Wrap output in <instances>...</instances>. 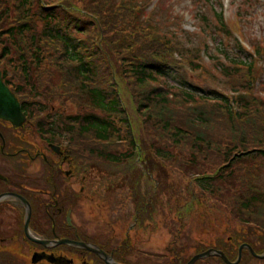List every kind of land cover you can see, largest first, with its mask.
Listing matches in <instances>:
<instances>
[{
    "label": "rangeland",
    "instance_id": "1",
    "mask_svg": "<svg viewBox=\"0 0 264 264\" xmlns=\"http://www.w3.org/2000/svg\"><path fill=\"white\" fill-rule=\"evenodd\" d=\"M18 1H0V10L8 9V13L10 12L11 20L1 23L6 24V28L25 21L30 24L33 22L35 28L40 30L43 24L38 17L39 8L52 5L60 9L55 12L67 17V23L80 26L79 32H71V36L76 37L94 54L92 60L98 73L99 85L102 88L112 85L115 90L118 89L117 96L123 103L129 123L128 131L123 126L121 128L120 139H124L122 142L114 140L112 143L99 144L90 135L68 148L73 153V161L93 168L87 170L86 174L95 183L100 179L102 195L93 201L82 200L74 210L77 211L76 218L74 217L76 221L80 222L78 217L82 218L91 234L110 229L114 231V239L125 237L133 223L130 216L134 208L129 204L126 192L122 195L119 192L122 189L106 186L114 187L121 178L130 176L132 180H143L142 187H146L147 183L149 188L158 187L164 191L163 196L157 200L161 203L160 206L157 205L158 212L153 213L152 233H145L146 237H142L144 243L139 245L140 251L160 255L167 242L177 235H180L178 248L182 244L189 246L193 243L203 248L206 247L203 243L230 237L240 242L245 238L254 249L259 248V245L264 246V236L260 234L258 227L242 224L236 211L233 212L224 203V200L228 201L225 195L229 188H225V191L223 188L222 194L217 196L205 197L204 203L207 206H199L196 202L194 206L182 205L189 200L188 193L198 195L196 188L192 187L194 184L190 183L192 173H214L225 163L223 156L226 154L233 157L247 149L264 150L263 140L258 141L263 136L264 125V0H31L28 11L18 6ZM218 13H222L224 25L219 23ZM28 38L29 34L17 40L21 42ZM0 40L6 39L3 36ZM40 40L34 42L38 48L35 53L34 50H29L28 41H23L21 45L19 43L20 48L12 44V52L8 58H4L0 50V71L9 88L16 94L18 102L27 104L33 115L28 118L30 124L27 125L32 127H26L24 136L30 137L35 151H44L46 157L58 163L59 157L52 156L49 148L42 142L35 123L49 119L50 115L56 113L63 116L103 113L93 111L80 95L75 82L66 73L65 69L68 67L59 44L46 39ZM6 43H9L8 40ZM144 58L147 61L157 58L172 72L168 78H159L149 84L161 88L163 97L168 98L167 114L171 125L178 126L187 133V137L177 146L163 130V122L153 119V115L148 116L149 112L158 111L160 107L156 102L148 105L147 99L143 97L151 86L140 87L135 84L137 82L130 71V64H136ZM249 63L251 64L248 66ZM25 67L30 72L27 77L22 72ZM182 82L186 85H182ZM185 90L193 96L198 93H205L210 97H214L213 93L222 94L227 97L228 102H235L234 99L238 100L243 96L242 101H238V106L246 105L251 110L248 112L247 108L246 114H243L245 117L237 122L229 120L220 111L217 115H210L206 124H198L192 128V110L198 104L205 107L207 104L197 99L188 103V99L181 95ZM138 102L145 104L147 108H142V112H139ZM214 105V102L208 104ZM44 108H51V111L43 113L41 110H45ZM242 108L240 106L239 111ZM198 133L204 140L197 149L199 153L195 150L194 140ZM127 140H132L136 145L133 165L141 174L136 175L135 179L129 173L125 176L128 167L111 166L95 154L101 149L119 154L132 151ZM65 144L61 142L64 148ZM167 145L173 160L165 164L168 165L166 176L161 170L163 163L154 157L152 148L167 149ZM194 154L199 164L197 169L190 159ZM244 160L247 162L239 168V174L264 192V159ZM147 167L153 169V173L149 172V177L144 172ZM91 184L88 183V186L91 187ZM185 185L190 189L189 192ZM225 187L229 185L226 183ZM74 189L79 191V185L75 184ZM105 197H108L109 204L104 202ZM146 204L150 205V201L147 200ZM152 208L147 206L145 210L151 212ZM183 239L187 243H183ZM247 258L249 261L241 264L259 263L250 254L243 257V261Z\"/></svg>",
    "mask_w": 264,
    "mask_h": 264
},
{
    "label": "trees",
    "instance_id": "2",
    "mask_svg": "<svg viewBox=\"0 0 264 264\" xmlns=\"http://www.w3.org/2000/svg\"><path fill=\"white\" fill-rule=\"evenodd\" d=\"M18 2V6L22 7L25 11H28L27 8L31 4V0H19ZM56 10L60 9L54 5L40 6L38 17L40 20L42 19L43 24L40 30L35 28L33 22L30 24L26 23L25 21L20 23L18 22L14 27L6 28V24L1 25V23H8V21L11 20L9 18L10 12L8 13V9L0 10V37L4 36L9 42L6 43V40H0L1 55L4 58H8L12 52L10 47L13 48L11 45L15 44L18 47L19 43L21 45L23 41L29 42L28 48L31 51L34 50L33 53L38 52L37 44L34 43L36 40L41 41L40 39H46L50 42H57L62 49L64 59L66 60V65L68 67L65 69L66 73L72 78L73 83L75 82V87H77L80 95L93 109V111L98 113L101 112L103 114L98 115L95 112H89L86 114L63 116L56 113L54 115H50L49 119L37 121L34 125L36 127V131L39 135L47 136L48 141L51 143H55L60 139L71 143H78L80 139L88 138L90 135L93 136V139L99 144L112 143L114 140H119V142H122L124 139H120L122 136L121 128L123 126L126 131H128L127 126L129 123L127 122V116L122 105L123 103L118 99L117 96L118 89L115 90L112 85L106 88H102L99 85L97 80L98 73L96 72L94 61L92 60L94 54L90 51V49L78 41L76 37L74 38L71 36V32H79L80 26L73 23L71 24L70 22L67 23V17L62 16L60 13L58 14L55 12ZM217 19L221 25H224L222 13L217 14ZM28 34L29 38L27 40L22 39L21 42L20 40H17V38L21 36H28ZM36 37H38V39ZM18 48H20V46ZM21 57L22 56H19V58ZM250 64L251 63H249L248 66ZM129 67L132 75L134 76L133 78H135L137 82L135 84L140 87L144 85L151 86L149 83L152 81H157L159 78H168L172 74V72L169 71V69H167L165 66V63L162 64V61L157 58H154L152 61H147L144 58L136 64H130ZM22 72H24V77H27L30 74L28 67L23 68ZM2 80L4 84L9 86V84L5 81L3 73ZM181 84L184 86L186 85L184 82ZM34 88L35 85H33V89ZM149 88L150 90L143 96L145 99H147V104L150 105L151 102H156L160 107L158 111L152 110L149 112L148 116L153 115V119L157 118V120L163 122V130L167 132L168 137L174 145L177 146L178 144H181L183 142L182 140L187 137V133L184 130H181L178 126L171 125L170 116L167 114L169 111L167 102L168 98L163 97V94L160 92L161 88H157L154 85ZM11 92L13 91L11 90ZM194 94L196 93L194 92ZM181 95L182 97L188 99V103H193L195 99H197L198 101H204L207 104V107H205L203 104H198V106L194 107L192 110V120L190 122V126L192 128L198 126V124H206L210 120V115H217L216 113L220 111H223L225 117H227L229 120H234L237 122L241 121L245 117L243 114H246L247 108L248 112L251 110L250 107L246 105H240L243 106L244 109L242 108V111H239L240 106H238V101H242L243 99V96L240 95H238L240 96L238 100L234 99L235 102H228L227 97L223 96L222 94L217 95L215 93H213L214 97L206 96L205 93H198L193 96L191 92L185 90L181 93ZM37 97L38 100H40L39 93ZM211 102H214L215 105L208 106V104H211ZM19 104L21 105L23 114L29 119L32 118L33 115H31L29 110L30 108L27 107V104L24 102ZM262 105L264 106V103H262ZM142 108L147 107L145 104L142 105L138 102L137 110L142 112ZM44 109L45 110H41L43 113H45V111H51V108ZM148 119L151 118L148 117ZM262 132L263 136L258 141L263 140L262 144H264V125ZM194 140L196 144L195 150L199 153L197 149L200 148V143L204 141L203 136L198 133ZM127 141L131 145L133 149L132 151L119 154L116 152L111 153L106 149H101L100 151L98 150V152H95V154L98 156V158L107 162L111 166L116 165L128 167L127 171L124 173L125 176H127V173H129L130 175L132 174V176H134L133 178L135 179L137 177L136 175L141 174L140 171L137 170L133 165V158L136 155V145L132 143V140ZM166 147L167 149L158 147L155 149L152 148L154 157L160 163H163L161 165V170L162 173L164 172V174L167 173L166 168L168 167V165L165 164L168 163L167 161L171 162L173 160V157H171L173 155L171 152H169L168 145ZM223 157L225 163H223L219 169L214 171V173L209 174L207 172L200 171L194 172L190 175V183L194 184L192 187L196 188V194L198 195L188 193L190 198L182 205L190 206L196 202L199 206H201V204L207 206L206 203H204L205 197L217 196L218 194H222L223 190L225 191V188H229L226 190L225 195L228 197V201L223 199L224 203L227 204L228 207L233 210V212L236 211L235 214L238 215L242 224H251L255 227L257 226L260 234L264 236V192L255 183L253 184L252 181H246V179H244V177L242 178V176L239 174L241 172L239 168L247 162L244 160L245 158H248L250 161H253L257 158L264 159V150L255 148L251 150L247 149L240 155L232 157L231 154H226ZM190 159L195 169H197L199 164L197 162L196 155H192ZM152 170V168L147 167L146 171L144 170V172L148 175L150 171L152 172ZM157 170H159V168H157ZM238 174L240 175V179L238 178ZM255 176L256 175L254 174V177ZM150 182L154 183V181L151 179ZM226 183L229 185V187H225ZM142 184L143 180L138 178L132 180L130 176H127L116 182L114 184L116 186L113 187L112 185H109L107 187L113 189H122L119 192H128L134 200V207L137 208L138 211L144 209L143 207L146 205V198L149 197L150 205H148L149 207H153L150 210L151 217H153V213L157 214L159 209L158 206L161 205V203H158L157 200L160 199L159 197L163 196L164 191L158 187L157 189H155V187L149 188L147 183L145 185L146 187H142ZM187 185H185L187 189L184 188V190L186 189L189 192L190 189H188ZM107 191L109 190L107 189ZM178 217L180 218L181 216ZM218 239L208 244L203 243V245L216 246L221 250H224L223 248L226 246L232 247L230 253H227L228 249L224 250L226 258H228L229 261H234L236 259L235 250L238 248V245L246 243L250 245L249 242L244 240L245 238L242 240V242L236 238L234 240L231 237L229 239L224 238L223 240ZM255 252L263 253L264 246L260 247L259 245V248H257Z\"/></svg>",
    "mask_w": 264,
    "mask_h": 264
},
{
    "label": "flooded vegetation",
    "instance_id": "3",
    "mask_svg": "<svg viewBox=\"0 0 264 264\" xmlns=\"http://www.w3.org/2000/svg\"><path fill=\"white\" fill-rule=\"evenodd\" d=\"M24 117L20 127H12L8 121L0 120V264H187L193 256L206 251H220L225 258L224 250L228 249L227 253H230L232 247L228 246L221 250L216 246L199 248L193 243L178 248L180 235L173 236L160 255L140 251L139 245L144 243L142 237L152 233L153 218L145 210L149 205L145 203L144 209L138 211L126 191L134 209L130 216L133 223L125 237L114 239V231L110 229L111 232L100 229L103 233L91 234L82 218L78 217L80 222L74 219L77 213L74 210L82 200L93 201L102 196L100 179L95 183L86 174L93 168L73 161V153L68 148L77 142L60 139L51 143L47 136L38 134L52 156L59 157L58 163L46 157L44 151H35L30 137L23 133L31 126H27L29 119ZM61 142L67 144L65 148ZM75 184L79 185V191L74 189ZM105 198L104 202L109 204L108 197ZM149 199L147 197L146 201ZM183 243L187 242L184 240ZM246 244L234 248L236 259L231 263L236 262L240 246ZM250 248L256 256L264 254L256 253L253 246ZM247 254L252 256L247 247L242 248L236 264L249 261V258L243 261ZM254 260L264 264V257H254ZM210 262L226 264L215 253L193 264Z\"/></svg>",
    "mask_w": 264,
    "mask_h": 264
},
{
    "label": "water",
    "instance_id": "4",
    "mask_svg": "<svg viewBox=\"0 0 264 264\" xmlns=\"http://www.w3.org/2000/svg\"><path fill=\"white\" fill-rule=\"evenodd\" d=\"M24 115L21 112V105H19L18 100L13 94L6 84L2 81V73L0 72V120L8 121L12 127H20V125L24 121ZM51 147L57 149L55 146L51 145ZM248 248L251 252L252 256L256 258H263L264 254L256 256L253 251L251 250L250 246L241 245L238 251L237 260H239V253L242 248ZM218 255L226 264H236V262L231 263L227 258L223 256L220 251L214 252ZM212 251L203 252V254L195 255L187 264H193L196 260L204 258L209 255H214Z\"/></svg>",
    "mask_w": 264,
    "mask_h": 264
}]
</instances>
